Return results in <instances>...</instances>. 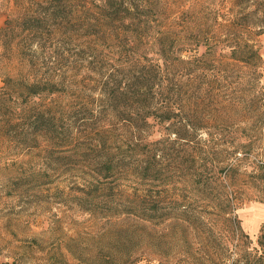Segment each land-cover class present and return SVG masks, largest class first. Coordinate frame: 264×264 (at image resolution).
I'll use <instances>...</instances> for the list:
<instances>
[{
    "label": "rangeland",
    "instance_id": "obj_1",
    "mask_svg": "<svg viewBox=\"0 0 264 264\" xmlns=\"http://www.w3.org/2000/svg\"><path fill=\"white\" fill-rule=\"evenodd\" d=\"M41 1L0 0V90L7 78L19 89L25 90L31 82H48L54 90L22 102H6L16 110L14 131L0 120V258L4 263L47 264L48 254H65L66 242L74 237L84 246L122 237L125 247L140 256L137 264H264V248L257 240L264 231V215L253 224L248 219L250 211L264 210V123L259 122L264 117V31L257 34L254 18L246 19L250 31L243 36L258 50L261 62L253 59L251 64L238 61L228 66L226 61L233 60L222 27L262 0L173 2L177 10H193L208 50L201 57L203 48L181 53L192 63L185 67L174 60L168 74L157 72L155 80L162 85L168 79L182 83L193 94V104L201 101L204 88L212 86L216 120L221 123L204 118L208 129L183 145L198 156L195 168L207 169L208 189H194L189 181L176 179L170 191L181 201L173 216L162 221L90 213L69 195L70 185L82 182V174L74 171H85L82 155L70 157L73 148L74 153L84 151L89 157L99 142L115 150L137 140L145 143L166 136V123L149 118L150 125L133 127L130 119L138 115L130 102L120 101L107 110L101 97L104 83L111 78L123 87L145 85V62H160L148 47L151 41L145 45L144 39L134 50L120 38L98 43L93 34L80 29L86 18L94 20L93 7L87 15L74 8L71 19L59 29L52 21L42 22L46 24L43 35L33 37L22 29L31 22L21 18ZM9 22L15 29L6 32L3 28ZM213 46H218L217 51ZM157 94V103L164 100ZM27 116L34 117L32 127L24 119ZM30 174L32 184L17 180ZM45 180L46 184L38 185ZM184 255L187 259H182ZM63 258L67 264L75 263L67 254Z\"/></svg>",
    "mask_w": 264,
    "mask_h": 264
},
{
    "label": "trees",
    "instance_id": "obj_2",
    "mask_svg": "<svg viewBox=\"0 0 264 264\" xmlns=\"http://www.w3.org/2000/svg\"><path fill=\"white\" fill-rule=\"evenodd\" d=\"M174 1L176 0H42L31 14L21 18V21H29L32 25L28 27L23 25L22 29L35 37L38 33L41 35L44 33L46 24L43 25L42 22L52 21L54 29H59L66 19H71L74 8H81L82 13L87 15L91 13L90 8L93 7L91 16L98 26L86 18L87 22L80 28L83 33L93 34L100 44L114 42L120 38L128 43L132 50L144 39L145 45L151 41L148 47H151L160 60L154 64L145 62L143 86L134 87L132 84L123 87L120 81L114 78L105 79L107 81H104L101 92L103 108L113 110L115 103L130 102L138 115L130 119L133 127L143 123L145 126L150 125L148 119L153 118L159 123H166L167 130L163 138L145 143L137 140L115 150L106 148L104 143L98 141L99 143L92 148L93 155L89 157L84 151L80 154L74 153L76 149L73 148L70 157L82 155L85 159L83 166L85 171H74L82 174V182H73L69 195L84 211L111 216L124 214L134 219L162 221L173 216L174 209L179 207L181 200L173 197L170 191L176 179L189 181L194 189L204 191L208 189L207 169L195 168V157L198 156L187 151L183 145L188 146L194 139L196 140L201 130L208 129L203 122L204 118L210 123H221L216 120L218 107L213 88L212 86L204 88L201 92V101L193 104V94L189 95V90L182 83L174 84L168 79V82L162 85V82L155 80L157 72L165 71L168 74V69L174 66V60L185 67L192 63L190 59L183 58L181 53L203 48L201 57L208 50L205 32L196 24L193 10L190 8L177 10L173 7ZM252 1L254 2L237 0L245 4ZM243 12L241 15L236 14L227 24H222L226 31L223 38L230 49L228 56L234 61H226L228 66L238 61L251 64L253 59L261 62L258 50L243 35L250 31L247 26L249 17L256 21L257 34L264 31V0L260 5L255 4L250 12ZM92 27H95L94 30H91ZM13 29H15L13 22L7 23L3 28L6 32ZM217 47L213 46V51H217ZM11 82L12 80L9 82L7 78L5 86L0 90V120L2 124L10 126L9 131H14L18 123L13 119L16 110L6 102L9 100L12 103L19 100L22 102L32 95L54 90L48 86V82L44 84L31 82L26 84L25 90L19 89ZM158 92L164 100L157 103L155 99L158 98ZM208 95L211 98H208ZM24 119L30 127L33 126L34 117ZM259 122L264 123V117L260 118ZM21 179L31 184L35 181L31 174L23 175L17 180ZM47 182V180L38 182V185ZM181 217L187 218L183 215ZM263 238L264 231L261 230L257 240L264 248ZM123 241L124 238L119 237L117 240H107L104 245L97 242L84 246L77 237H74L66 242L64 251L73 258L75 261L73 264H137L140 256H137L130 247H125ZM65 254L61 253V256H57L55 252L48 254L47 264H67L63 258ZM183 257L182 259H187L185 255ZM239 264L245 262L241 261Z\"/></svg>",
    "mask_w": 264,
    "mask_h": 264
},
{
    "label": "bare ground",
    "instance_id": "obj_3",
    "mask_svg": "<svg viewBox=\"0 0 264 264\" xmlns=\"http://www.w3.org/2000/svg\"><path fill=\"white\" fill-rule=\"evenodd\" d=\"M248 214H249L248 215L249 218H253L252 216L258 217V216L264 215V210L250 211Z\"/></svg>",
    "mask_w": 264,
    "mask_h": 264
},
{
    "label": "crops",
    "instance_id": "obj_4",
    "mask_svg": "<svg viewBox=\"0 0 264 264\" xmlns=\"http://www.w3.org/2000/svg\"><path fill=\"white\" fill-rule=\"evenodd\" d=\"M0 85H1V80H0ZM253 218H249L250 223L253 224V221H255V219H258V217H254ZM0 264H5L4 261L0 258Z\"/></svg>",
    "mask_w": 264,
    "mask_h": 264
}]
</instances>
